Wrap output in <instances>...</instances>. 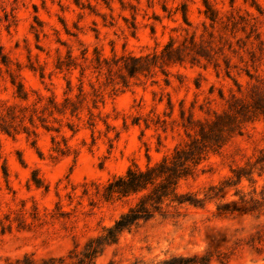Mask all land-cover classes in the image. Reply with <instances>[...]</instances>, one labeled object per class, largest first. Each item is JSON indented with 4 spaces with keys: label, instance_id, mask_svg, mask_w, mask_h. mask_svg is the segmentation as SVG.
<instances>
[{
    "label": "rangeland",
    "instance_id": "374dc122",
    "mask_svg": "<svg viewBox=\"0 0 264 264\" xmlns=\"http://www.w3.org/2000/svg\"><path fill=\"white\" fill-rule=\"evenodd\" d=\"M208 1L214 24L204 0H0V264L81 253L137 200L108 199L113 178L187 141L235 80L264 77V0ZM170 39L184 62L109 71L115 55L161 54ZM262 148L263 115L179 182L197 205L141 221L92 264H264V172L233 173Z\"/></svg>",
    "mask_w": 264,
    "mask_h": 264
},
{
    "label": "trees",
    "instance_id": "16d2710c",
    "mask_svg": "<svg viewBox=\"0 0 264 264\" xmlns=\"http://www.w3.org/2000/svg\"><path fill=\"white\" fill-rule=\"evenodd\" d=\"M204 3L205 13L214 24L220 19L218 11L210 5L208 0H204ZM238 17L243 19L241 14L231 13L227 17L228 21H222V23L226 28L234 29L239 23ZM184 19L187 21L186 14ZM185 49L170 39L164 45L161 54L154 51L141 55L131 53L120 57L115 55L112 59L113 64L108 61V69L112 71L115 66L117 70L122 71L124 79L127 76L146 75L160 60L184 62L188 55ZM227 73L230 75L229 70ZM248 75L253 78L250 72ZM235 81L239 93L231 94L222 111H214L212 116L198 119V128L194 133L187 131V141L177 145L171 153L165 154L160 160L148 163L144 168L137 164L129 166L124 174L113 178L108 183L106 187L108 199L114 195L119 197L136 195L137 200L112 226L105 229L104 234L90 237L81 253L77 252L75 246L67 256L41 260L25 257L24 261L29 264H92L106 245L116 242L122 232L131 230L141 221H146L158 214L163 216L179 214V207L183 204L197 205L200 199L196 196L178 191L179 182L194 176L198 165L209 152L218 151L232 137L242 133L245 122L264 116V77H258L254 82H250L245 90L237 80ZM18 91L21 97H25L21 82H19ZM183 114L184 110H181L182 117ZM193 121L191 115L189 123ZM183 125L188 126L185 122ZM255 169L260 171V175L264 172V148L260 149L255 162L248 163V166H238L233 173L237 182L243 177L251 180L253 178L251 174ZM209 260L210 257L206 256L202 264H208ZM18 263L22 264L21 260H18Z\"/></svg>",
    "mask_w": 264,
    "mask_h": 264
}]
</instances>
